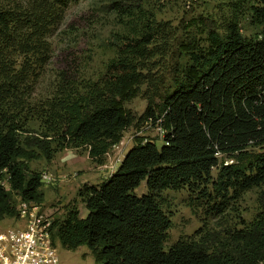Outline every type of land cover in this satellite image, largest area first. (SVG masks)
I'll use <instances>...</instances> for the list:
<instances>
[{
  "label": "trees",
  "instance_id": "16d2710c",
  "mask_svg": "<svg viewBox=\"0 0 264 264\" xmlns=\"http://www.w3.org/2000/svg\"><path fill=\"white\" fill-rule=\"evenodd\" d=\"M78 1L0 0V221L18 218L21 201L44 202L43 172L31 162L85 149L103 165L126 130L147 122L162 144L138 137L114 173L83 185L87 214L68 204L54 218V244L87 247L96 264L264 262V0H185L192 15L177 26L158 19L160 0L116 2L122 16L138 18L115 37L103 77L79 85L63 71L55 91L32 103L50 35ZM139 96L148 102L141 116L127 107ZM185 189L215 216L257 189V213L166 248L171 220L160 195Z\"/></svg>",
  "mask_w": 264,
  "mask_h": 264
},
{
  "label": "rangeland",
  "instance_id": "374dc122",
  "mask_svg": "<svg viewBox=\"0 0 264 264\" xmlns=\"http://www.w3.org/2000/svg\"><path fill=\"white\" fill-rule=\"evenodd\" d=\"M116 2L124 7L131 3L130 0H79L67 7L50 35L51 58L34 86L32 103L42 102L55 91L63 71H67L79 85L93 83L103 77L106 63L113 57L111 46L117 42L115 37L118 33L132 31L138 18L137 13L132 17L122 16ZM150 3L143 6L147 7ZM154 5L152 9L158 19L170 21L174 26L183 25L193 11V6L185 0H160ZM244 33L250 34V30ZM174 60L175 55L171 53L166 62L171 64ZM147 105V100L139 96L129 102L127 107L135 115L141 116ZM138 137L157 140L158 145L162 144L159 128L147 122L138 123L124 132L122 141L109 151L103 165L93 162L85 149H65L50 161L39 159L31 162L32 169L52 177V181L43 187L45 199L41 205L45 211L57 218L68 204L79 202V189L83 185H97L114 173ZM227 163L231 161L227 160ZM147 191V184L143 182L135 193L140 196ZM257 191L253 189L244 193L221 216L211 215L210 205L197 200L186 189L162 192L160 202L171 220L165 247H170L181 238L193 237L200 228L221 231L238 226V216L251 222L257 213ZM78 207L81 216L85 217V206L79 202ZM20 224L18 218H7L0 221V229L18 227ZM57 248L59 264H96L87 247L71 251L62 248L57 241Z\"/></svg>",
  "mask_w": 264,
  "mask_h": 264
},
{
  "label": "built area",
  "instance_id": "2783aa9c",
  "mask_svg": "<svg viewBox=\"0 0 264 264\" xmlns=\"http://www.w3.org/2000/svg\"><path fill=\"white\" fill-rule=\"evenodd\" d=\"M42 181L50 183L52 177L43 173ZM18 211L21 224L0 229V264H59L58 248L52 237V215L33 201H21Z\"/></svg>",
  "mask_w": 264,
  "mask_h": 264
}]
</instances>
